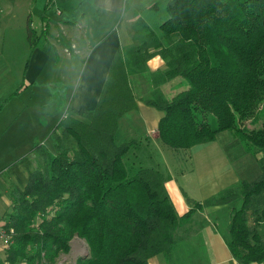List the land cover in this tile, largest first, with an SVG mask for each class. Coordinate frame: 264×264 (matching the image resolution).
Masks as SVG:
<instances>
[{"label": "trees", "instance_id": "obj_1", "mask_svg": "<svg viewBox=\"0 0 264 264\" xmlns=\"http://www.w3.org/2000/svg\"><path fill=\"white\" fill-rule=\"evenodd\" d=\"M166 11L155 29L139 18V45L117 51L108 72L114 91L100 114H64L52 131L53 151L35 146L43 166L28 173L23 188L10 190L1 223L7 264H53L74 236L89 250L76 264H149L155 255L173 261L179 249L174 233L185 218L237 200L229 251L241 264L264 262L258 231L264 222V0H167ZM27 38L33 48L29 27ZM154 55L165 68L152 74L155 88L143 102L162 112L156 134L174 158L222 131L244 152L262 154L253 179L201 201L187 197L191 206L182 216L159 169L125 160L140 149L141 138L115 140L119 118L137 106L132 67L143 70ZM176 78L187 87L164 97L159 87Z\"/></svg>", "mask_w": 264, "mask_h": 264}, {"label": "rangeland", "instance_id": "obj_2", "mask_svg": "<svg viewBox=\"0 0 264 264\" xmlns=\"http://www.w3.org/2000/svg\"><path fill=\"white\" fill-rule=\"evenodd\" d=\"M50 1L52 0H0V205H4V199L9 198L11 189L24 187L31 170L43 166L44 160L40 157L38 149L33 147L53 151L52 131L63 115L70 113L72 107L70 103L81 62L73 55L75 49L71 48V37L65 40L55 36L57 34L55 23L65 20L77 21L82 12H85L87 24L95 23V27L102 25L101 32L104 33L111 25L119 32L128 27L134 34L133 37L137 39L143 26L133 21L131 14L133 7L137 19L149 22L151 29L157 28L167 17L166 0H126V13L125 11L106 13L102 9L98 13L97 7L90 0H60V4L55 2L54 6ZM47 22L50 25L48 33L42 30V24ZM30 26L37 35L35 45L39 48L45 46L47 50H51L49 62L34 82L24 78L29 60L34 66H38V57L32 60V47L26 38ZM96 33H99V30ZM72 38L74 41L78 39ZM49 43L53 46L51 47ZM63 47H66L69 54L61 51ZM180 82L181 85L178 86L165 85L160 89L161 94L171 98L187 87L185 80L180 79ZM135 91L139 93L138 90ZM140 93H145L146 97L152 96V93H147L146 87L140 90ZM100 105L101 108L104 102ZM127 112H130L128 116L136 113L132 110ZM98 113L100 114V110ZM130 121L125 119L124 124L118 122L119 129L115 136L117 142L133 137L127 133L130 132L128 127L124 126ZM256 125L260 126L258 123ZM140 138L142 144L140 149L135 151L136 155L135 152H130L125 156L130 166L133 164L156 166L157 169L164 171L167 162L173 160L178 169L183 171L189 169L191 159L185 156L186 151L178 150L174 158L168 146L160 143L167 148L166 151L156 150L146 144L144 135ZM176 177L181 182L179 175L176 174ZM238 206L239 202H236L235 207ZM4 219L0 207L1 223ZM1 223L0 231L3 232ZM3 238L0 239V264H6L4 247L7 237L4 235ZM69 245V251L61 253L53 264H76L79 258H86L89 255L84 239L74 236ZM178 253L180 254L177 251ZM172 263L181 264V260L177 261L175 258Z\"/></svg>", "mask_w": 264, "mask_h": 264}, {"label": "crops", "instance_id": "obj_3", "mask_svg": "<svg viewBox=\"0 0 264 264\" xmlns=\"http://www.w3.org/2000/svg\"><path fill=\"white\" fill-rule=\"evenodd\" d=\"M55 2L60 4V0L50 1L53 6L56 4ZM90 2L97 7L98 13L101 9L106 13L113 11L118 13L125 11L124 13H126V0V5L124 0H90ZM132 9L133 21L137 23L136 11L134 7ZM84 17L85 12H82L77 21L65 20L55 23L57 26L55 36L65 40L67 37H71V48L75 49L73 55L79 58L78 61L81 62L79 76L75 81L76 87L70 103L72 105L70 113L75 115L89 109L99 111L101 110L100 104L110 100L114 86L108 81V72L117 51L139 45L143 36V34H139L136 39L128 27L119 32L117 29H113V25L103 33L101 32L102 25L97 27H95V23L88 25L87 19ZM30 28L32 27L30 26ZM49 29V22L42 24V30L46 33L49 32ZM98 30L99 33H96ZM72 37H78L77 41H74ZM34 40H37V35ZM27 41L29 43L28 38ZM29 46L31 47L30 43ZM50 46L53 45L50 44ZM31 50L32 60L38 57V66H34L29 60L25 68L24 73L26 75L24 78L34 82V79L40 72L44 71L49 62L51 50H47L45 46L39 48L38 45H34ZM61 51L69 54L66 47H63ZM164 68V61L159 55L147 59L143 70L132 67L129 82L137 101L136 108L132 109L136 113L128 116L131 111L126 112L118 120L120 124H124L125 119H130V123L124 125L130 131L127 133L133 137L144 135L147 145L161 151L167 149L160 144L161 142H158L159 138L156 134L162 112L145 104L143 99L148 97L145 93H140V90L146 87L147 93H152L155 88L152 74L164 70ZM180 83V79H172L161 85L159 90L165 85L178 86L181 85ZM135 89L138 90V94ZM118 129L117 126L115 136ZM33 148L35 149V147ZM185 156L191 159L189 169L184 171L178 169L173 160L167 162L164 171L159 169L165 177L166 191L179 216L186 213L191 206L187 197L201 201L232 186L239 180L253 179L259 172L258 160L262 154L259 152L252 155L244 152L240 142L233 138L230 132L222 131L217 134L214 140L190 147ZM176 174L179 175L181 182L177 179ZM4 200V205H0L3 218L10 207L9 198ZM236 202L240 204V200H237L224 205L204 207L192 212L188 218H185L174 233L180 254H174L173 260L177 258V261L181 260V264H241L233 257L227 246L228 225ZM258 231L264 237V222L260 223ZM149 264L174 263L162 255H155L149 259ZM248 264H264V262Z\"/></svg>", "mask_w": 264, "mask_h": 264}, {"label": "built area", "instance_id": "obj_4", "mask_svg": "<svg viewBox=\"0 0 264 264\" xmlns=\"http://www.w3.org/2000/svg\"><path fill=\"white\" fill-rule=\"evenodd\" d=\"M3 232H4V230H3ZM3 232L0 231V239H4V238H3L4 235L6 236V234H3ZM6 237H7V236H6ZM5 241L7 242V239H6Z\"/></svg>", "mask_w": 264, "mask_h": 264}]
</instances>
